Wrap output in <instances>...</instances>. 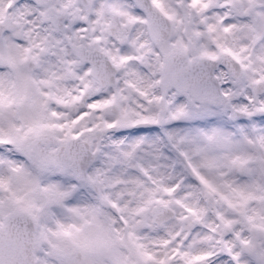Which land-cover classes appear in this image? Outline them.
Wrapping results in <instances>:
<instances>
[{"label": "rangeland", "instance_id": "rangeland-1", "mask_svg": "<svg viewBox=\"0 0 264 264\" xmlns=\"http://www.w3.org/2000/svg\"><path fill=\"white\" fill-rule=\"evenodd\" d=\"M92 1L104 14L126 2L128 23L141 26L128 1ZM5 2H11L8 11ZM75 2L55 5L78 10ZM151 2L175 25L173 49L187 56L227 49L241 59L238 80L216 71L226 94L222 106L186 103L171 92L165 124L129 129L131 121L160 110L159 74L146 71L145 61L118 64L117 85L102 90L84 70L81 80L27 75L15 35L0 38V223L12 211L31 215L37 264H75L72 250L83 254L81 264H264V93L254 98L247 87L264 77V0ZM21 6V0H0V20ZM228 14L231 21L222 22L220 15ZM240 26L250 27L246 33L257 45L246 43ZM37 33L45 42L56 35L44 28ZM112 54L118 63L122 52ZM80 87L90 93L83 111L68 105ZM235 109L245 116L235 118ZM109 125L116 130L101 133ZM41 133L62 141L84 134L97 151L89 176L98 194L72 170H38L21 156L15 145ZM157 205L175 217L155 225L150 212Z\"/></svg>", "mask_w": 264, "mask_h": 264}, {"label": "flooded vegetation", "instance_id": "flooded-vegetation-1", "mask_svg": "<svg viewBox=\"0 0 264 264\" xmlns=\"http://www.w3.org/2000/svg\"><path fill=\"white\" fill-rule=\"evenodd\" d=\"M126 1L134 8L132 0ZM23 3V6L15 8V12L12 14L15 18L9 15L14 18L19 27L17 32H15L16 41L14 42V49H16L19 58L23 62L26 74L29 76L33 75L38 79H64L67 73L72 79H84L81 78V75H84L82 71L89 70L90 65L88 66L76 61L75 52L78 46L84 47L88 52L91 51L92 47H99L106 53H110V51L111 53H115L112 56H118V52L121 51L122 55L116 58L119 64H126L128 67V64L132 63L131 67H136L135 63L140 64L142 61H145L146 70L150 71V67H152L155 71L159 69V65L166 52L176 51L171 46L174 45L176 47L178 45L174 24L172 25L169 39L165 44H153L145 30L144 15L140 10L136 9V12L141 14L142 27L139 24L133 26L128 23L131 15L124 9V5L127 4L126 2H123L118 7H115L111 3L114 6L112 11L116 12L120 17L122 29L116 38H109L105 33L104 38V23L107 25L109 21L108 14L110 10H106L104 14L103 11L97 9L99 3H93L92 0H86L83 4L88 6L86 9L94 5L93 8H96V11L93 12V9L75 10L73 8L71 14L67 17L65 29L62 31L64 33L60 32L59 35H56L59 40L54 39L45 42L44 37L38 34L37 31L40 27H45L49 30L53 29L50 24L45 23L42 19V14L47 7L37 6L30 0H23ZM143 31L145 32L144 34ZM139 36L140 38H138ZM106 38L109 39L108 43L104 40ZM119 39L122 40L121 44L117 42ZM144 41H149V43H145ZM144 45H146V51L143 50ZM134 57L138 58V62H132L131 59ZM154 60L157 61L154 62ZM72 62H76L78 66L73 68ZM117 67L119 73L121 67L118 65ZM138 74L144 75L141 72Z\"/></svg>", "mask_w": 264, "mask_h": 264}, {"label": "water", "instance_id": "water-1", "mask_svg": "<svg viewBox=\"0 0 264 264\" xmlns=\"http://www.w3.org/2000/svg\"><path fill=\"white\" fill-rule=\"evenodd\" d=\"M2 35V21L0 22V36ZM225 65L227 70L234 71L230 74L231 77L237 78L239 76V67L233 61L221 62ZM204 65L203 70H193L196 65ZM218 67V62L207 59L198 58L181 66L180 63L174 66V72H171L172 77L167 76L161 80V88L163 99L167 92L175 87L178 93H184L186 96H191L190 101H209L213 105L217 106L222 104L224 96L220 91V85L217 79L213 76V71ZM191 71L193 74L198 75L199 79L197 85L191 86V79L188 74L183 72ZM231 73V72H230ZM183 75V77H180ZM175 76V77H174ZM174 77V78H173ZM177 77H180V81L177 82ZM173 78V79H172ZM194 79L196 77L194 76ZM113 81V79H112ZM195 80H192V83ZM178 83V84H177ZM254 93H259L264 90V80L253 86ZM235 115L240 117L241 111H236ZM153 125V124H151ZM149 123L141 124V127L151 126ZM155 125H158L157 123ZM55 145L56 148L50 147ZM20 151L24 154L25 158L33 163L40 169L54 168L60 172H64L67 169L74 171L75 177L86 183L93 190L97 191L94 182L89 179L87 171L94 162L95 154L91 153L90 144L82 140V135L71 136L63 142H58L54 137L50 135H37L25 139L20 145ZM106 205V204H104ZM173 212L164 206H158L153 211V221L157 224H161L173 217ZM33 231L34 226L31 218L26 214H13L7 216L5 219V225L0 229V235H2V245L0 244V264H17V261L13 262L14 256L10 251L19 242L25 241L28 247L33 245ZM227 233V231H226ZM70 257L80 264L82 255L79 251H73ZM30 258V259H29ZM13 262V263H12ZM22 264H33L32 254L29 252V256L24 259Z\"/></svg>", "mask_w": 264, "mask_h": 264}, {"label": "bare ground", "instance_id": "bare-ground-1", "mask_svg": "<svg viewBox=\"0 0 264 264\" xmlns=\"http://www.w3.org/2000/svg\"><path fill=\"white\" fill-rule=\"evenodd\" d=\"M215 14H219V12H216L215 11V13H214V15ZM220 16H222L223 17V19L224 20H228V21H231V20H229V15H225V16H223V15H220ZM240 28H241V31H243V32H248V33H251V29H250V27H248V26H244V27H242V26H240ZM253 39V40H252ZM246 41L247 42H250V43H253L254 45H257L258 44V42L255 40V38H253L252 36H247V38H246Z\"/></svg>", "mask_w": 264, "mask_h": 264}]
</instances>
